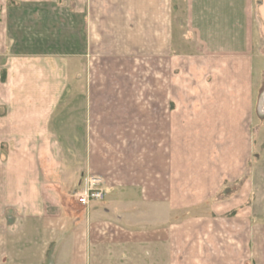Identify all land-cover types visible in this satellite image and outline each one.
Returning a JSON list of instances; mask_svg holds the SVG:
<instances>
[{"label":"crops","instance_id":"1","mask_svg":"<svg viewBox=\"0 0 264 264\" xmlns=\"http://www.w3.org/2000/svg\"><path fill=\"white\" fill-rule=\"evenodd\" d=\"M7 4L0 264H264L248 174L264 0H92L78 43L70 16L28 31ZM87 174L106 188L89 209L71 200Z\"/></svg>","mask_w":264,"mask_h":264},{"label":"rangeland","instance_id":"2","mask_svg":"<svg viewBox=\"0 0 264 264\" xmlns=\"http://www.w3.org/2000/svg\"><path fill=\"white\" fill-rule=\"evenodd\" d=\"M109 2L111 0H108ZM92 0H7L8 11L14 15L16 13L23 14L25 24H21L24 29L31 31L33 29V21L35 16L39 15H51L56 22L54 23L57 29H63V20L65 16L71 18V31L72 35L70 40L72 43H78L80 39L81 25L85 24L86 12L90 9ZM88 13V12H87ZM46 25V24H45ZM60 25V28H59ZM69 25V24H68ZM67 26V23H66ZM255 36L256 52L259 54L260 64L255 72V92H256V110L255 119L252 124V132L254 143L261 142L263 144V150L254 151L252 157V164L248 169V174L252 176L254 180V190L251 196V204H253L254 213L257 218H264V32L258 31ZM63 39V38H62ZM68 40V38H66ZM2 109H0L1 111ZM258 132L260 138L257 136ZM77 188L71 192V200L81 208L89 209L91 206L99 204L101 202L92 203L89 206H85L75 196V192L83 185V178ZM106 189V188H105ZM106 197V196H105ZM67 264H86L85 261H74ZM158 264V263H156Z\"/></svg>","mask_w":264,"mask_h":264},{"label":"built area","instance_id":"3","mask_svg":"<svg viewBox=\"0 0 264 264\" xmlns=\"http://www.w3.org/2000/svg\"><path fill=\"white\" fill-rule=\"evenodd\" d=\"M75 196L85 206L103 201L106 196L104 178L100 175L87 174L83 178V185L75 192Z\"/></svg>","mask_w":264,"mask_h":264}]
</instances>
